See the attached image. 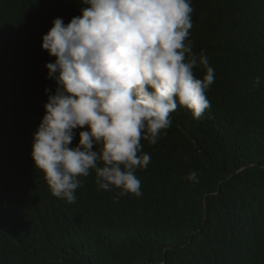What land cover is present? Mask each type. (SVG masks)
Returning a JSON list of instances; mask_svg holds the SVG:
<instances>
[{
  "label": "trees",
  "instance_id": "obj_1",
  "mask_svg": "<svg viewBox=\"0 0 264 264\" xmlns=\"http://www.w3.org/2000/svg\"><path fill=\"white\" fill-rule=\"evenodd\" d=\"M191 6L192 51L215 73L210 108L197 120L178 106L156 144L141 141L140 197L98 189L92 172L70 204L31 151L56 88L42 36L83 5L0 0V264H264V0Z\"/></svg>",
  "mask_w": 264,
  "mask_h": 264
},
{
  "label": "clouds",
  "instance_id": "obj_2",
  "mask_svg": "<svg viewBox=\"0 0 264 264\" xmlns=\"http://www.w3.org/2000/svg\"><path fill=\"white\" fill-rule=\"evenodd\" d=\"M81 14L56 18L42 36L55 81L33 134L35 169L55 197L76 200L82 177L95 173L98 189L140 197L138 169L150 154L141 141L158 142L178 106L200 119L215 73L206 55L192 51L191 0H81ZM202 68L198 78L194 69ZM256 77L253 87L259 86ZM51 92L46 88L45 93ZM76 129L79 143L72 146ZM197 173L186 177L198 182Z\"/></svg>",
  "mask_w": 264,
  "mask_h": 264
}]
</instances>
